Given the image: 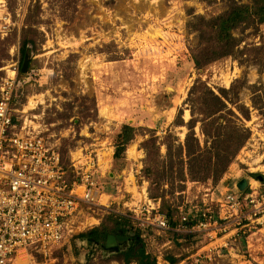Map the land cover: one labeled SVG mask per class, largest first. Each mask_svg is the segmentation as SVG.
<instances>
[{"label":"rangeland","instance_id":"rangeland-1","mask_svg":"<svg viewBox=\"0 0 264 264\" xmlns=\"http://www.w3.org/2000/svg\"><path fill=\"white\" fill-rule=\"evenodd\" d=\"M227 9L226 0H0V87L15 78L11 106L18 131L40 134L56 146L67 170L80 168L81 155L92 153L104 194L103 205L82 216L71 245L54 252L49 264H125L114 254L126 250L131 239L107 249L77 237L109 214L127 216L141 229L157 264H264L263 57L236 54L201 69L192 59L199 38L189 22ZM234 35L243 41L239 50L261 46L264 24ZM24 38L31 41L26 72L21 71ZM238 80L240 104L250 111V119L242 120L251 131L247 144L217 182L188 181L185 191L152 199L143 142L171 133L184 144L189 130L181 120L191 119L187 98L196 81L218 93ZM124 125L135 128V136L115 158ZM195 130L200 136L199 124ZM172 149L175 159L165 160L162 146L156 162L178 165V148ZM241 180L248 182L244 191ZM164 190L171 192L168 184ZM226 195L240 198L235 215L227 216L220 206ZM157 203L172 218L169 231L151 225ZM204 215L213 221L199 227ZM183 217L192 225L181 223Z\"/></svg>","mask_w":264,"mask_h":264},{"label":"trees","instance_id":"trees-1","mask_svg":"<svg viewBox=\"0 0 264 264\" xmlns=\"http://www.w3.org/2000/svg\"><path fill=\"white\" fill-rule=\"evenodd\" d=\"M226 2L228 9L224 13L209 19L194 16L188 24V29L196 33L199 38L198 47L192 54L197 69L236 54L245 56L248 52H258L263 57L259 56L260 62L264 60V42L261 46L247 45L243 50H239L243 41L234 35V32L240 28L257 30L264 24V0H252V4H241L236 0H226ZM30 42L28 38H24L21 48L23 60ZM259 57L254 58L259 59ZM240 84L242 81L238 80L230 90L220 89L216 93L204 82L196 81L187 98V104L191 109V119L186 124L181 120V125H186L189 130L184 144L178 143V138L171 133L163 140L153 134L143 142L142 147L146 150L143 172L151 182L152 199H163L164 194L183 192L188 181L204 182L211 179L217 182L226 173L251 137L250 129L242 121L250 119V111L240 104L238 91ZM253 105L255 107V103ZM233 107L240 115L234 111ZM14 123H16L15 119ZM198 124L200 136L195 130ZM134 136L135 128L124 125L118 135L119 144L116 147L115 158L134 139ZM162 146L167 148V154L164 157L160 154ZM153 148H156V151H153ZM172 148H178V165L174 162L165 166L158 164L154 157H163L170 161L175 159ZM167 184L170 186V193L164 190ZM156 191H161L163 194L156 195ZM168 218L171 221L172 218L169 216ZM172 224L175 225V223ZM185 224L192 225L190 221ZM110 235L125 237L132 241L126 250H118L114 254L116 261L131 264L132 259L137 258L138 264H157L156 258L147 252L141 229L135 227L133 221L127 216L109 214L103 217L99 227L77 237L104 246ZM68 245H71V241Z\"/></svg>","mask_w":264,"mask_h":264},{"label":"built area","instance_id":"built-area-1","mask_svg":"<svg viewBox=\"0 0 264 264\" xmlns=\"http://www.w3.org/2000/svg\"><path fill=\"white\" fill-rule=\"evenodd\" d=\"M14 88V77L0 87V264H49L77 234L82 216L103 205L104 194L92 153L81 155L80 168L67 170L56 146L40 134L18 131L11 107ZM223 200L227 216L239 211V196ZM160 209L154 204L151 225L169 231L170 219ZM204 217L199 227L213 221L211 215ZM187 221L183 217L181 223Z\"/></svg>","mask_w":264,"mask_h":264},{"label":"water","instance_id":"water-1","mask_svg":"<svg viewBox=\"0 0 264 264\" xmlns=\"http://www.w3.org/2000/svg\"><path fill=\"white\" fill-rule=\"evenodd\" d=\"M28 66H29V55L26 54L25 55V58H24V61H23V64H22V67H21V71L22 72H26L27 69H28ZM263 178L260 177V180H262ZM248 186V182L247 180H241L238 184V187H239V190L240 191H244ZM127 238L125 237H116L114 235H110L106 241V248L109 249L111 247H113L114 245L117 244V242H123V241H126Z\"/></svg>","mask_w":264,"mask_h":264},{"label":"crops","instance_id":"crops-1","mask_svg":"<svg viewBox=\"0 0 264 264\" xmlns=\"http://www.w3.org/2000/svg\"><path fill=\"white\" fill-rule=\"evenodd\" d=\"M222 183H223V180L221 181ZM222 183H221V186H222ZM219 188H220V186H219ZM222 190L221 191H223V190H225V187H222L221 188ZM89 243H92V241H90V240H87Z\"/></svg>","mask_w":264,"mask_h":264},{"label":"bare ground","instance_id":"bare-ground-1","mask_svg":"<svg viewBox=\"0 0 264 264\" xmlns=\"http://www.w3.org/2000/svg\"><path fill=\"white\" fill-rule=\"evenodd\" d=\"M12 75H13V73H12Z\"/></svg>","mask_w":264,"mask_h":264}]
</instances>
